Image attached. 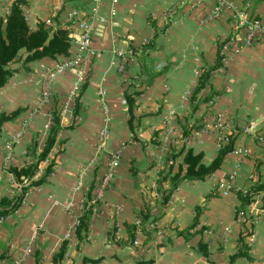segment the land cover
Listing matches in <instances>:
<instances>
[{
	"label": "crops",
	"instance_id": "obj_1",
	"mask_svg": "<svg viewBox=\"0 0 264 264\" xmlns=\"http://www.w3.org/2000/svg\"><path fill=\"white\" fill-rule=\"evenodd\" d=\"M13 1L0 0V19ZM20 7L32 29L37 21L67 27L70 52L89 29L97 55L82 66L80 87L73 70L53 74L65 57L57 56L34 61L28 73L17 72L0 88V111L20 109L0 133V197L18 187L7 167L32 161L26 146L35 141L34 154L42 151L53 112L60 125L32 178L40 179L52 165L46 182L30 187L19 208L0 219V264H264L262 192L245 207L252 224L243 239L247 257H232L245 228L235 219L236 191H247L257 177L264 181V42L223 48L239 14L264 25V0H227L220 8L216 0H23ZM148 42L150 48L143 49ZM220 43L225 60L195 93L202 70L217 63ZM151 74L135 96L131 132L124 90L139 87L140 78ZM217 116L237 130L233 149L204 180L183 179L175 187L163 182L168 199L161 204L156 180L172 149L184 145L201 152L205 164L217 155ZM105 124L109 137L97 154V133ZM6 141H12L11 158L4 165ZM115 150L117 164L102 184L105 156ZM173 160L175 172L183 153ZM89 189L94 206L87 237L76 248L65 234L75 226ZM145 202L156 214L147 227L152 238L135 217ZM65 241L62 259L54 262ZM200 241L206 254L198 249Z\"/></svg>",
	"mask_w": 264,
	"mask_h": 264
},
{
	"label": "trees",
	"instance_id": "obj_2",
	"mask_svg": "<svg viewBox=\"0 0 264 264\" xmlns=\"http://www.w3.org/2000/svg\"><path fill=\"white\" fill-rule=\"evenodd\" d=\"M23 0H14L9 8V12L6 14L5 19H0V88L5 85L7 81L14 74L19 71L28 73L30 71L29 65L34 61L42 58H55L57 56H67L70 53L71 43L69 38V29L65 26H56L54 28H48L44 22L37 21L35 28H30L21 10V3ZM152 43V42H151ZM151 43L143 45V49H148ZM222 43L218 46V59L214 67H208L202 70L201 77L199 79L198 86L195 89L198 91L206 82L209 75L212 74L219 66H221V55L219 49ZM133 52L134 49L132 50ZM143 72V66L137 73L140 76ZM154 76L151 74L146 80L140 78V85L137 87L134 84H129L124 90V98L127 104V113L129 115L128 128L131 132H134V108H135V96L141 93L140 86L142 83L147 84L149 80ZM20 113V109L14 110L10 113L0 111V133L4 122L15 118ZM60 128L58 117L56 113L52 114V124L49 128L48 136L42 151L38 154H34L35 141L26 146L27 156H32V161L26 166L9 165L7 171L13 176L15 182L18 184L17 188H13L11 193L0 197V219H4L7 216L15 212L26 193V191L33 186H38L46 182L47 175L51 172L52 165H49L44 175L37 180H33V176L38 169L39 163L47 156L49 151L54 145L55 136L57 130ZM187 130L183 132V138L187 137ZM236 128L226 134V141L219 147L217 155L209 163L202 162V153H194L192 149H185L184 145L179 149H172L167 156V162L173 160L176 156L183 153V162L172 172V165H168L159 172V178L156 180L157 191L160 194L161 204H165L168 199V193L162 189V183L166 180L169 181L171 187H175L181 180H204L206 177L215 173L224 156L233 149V142L236 136ZM136 171H133V175ZM254 179L251 181L249 189L245 192L236 191V197L239 201V206L235 210V219L241 220L245 225L244 230L241 232L239 240V250L232 255V257L245 256L247 257V247L243 242L244 237L252 233V224L249 222L250 216L246 214L245 207L253 200L254 195L264 191V181ZM26 182H23V180ZM92 189H89L85 194V200L82 205L81 211L76 219L74 226V238L75 247L77 248L87 237V230L92 214L93 203L91 202ZM264 204V196L262 201ZM135 217L139 221V225L147 238H152L151 232L147 230V227L152 224L156 219V214L152 213L150 208L147 207L145 202L144 207L139 208L135 212ZM128 233L130 241L134 237L135 226H128ZM115 228L113 227V231ZM66 242L63 243L59 251L53 257V261L61 260L66 248ZM198 249L201 253H207V245L203 242L198 243ZM83 262L87 260L83 257ZM95 261L93 259H89Z\"/></svg>",
	"mask_w": 264,
	"mask_h": 264
},
{
	"label": "built area",
	"instance_id": "obj_3",
	"mask_svg": "<svg viewBox=\"0 0 264 264\" xmlns=\"http://www.w3.org/2000/svg\"><path fill=\"white\" fill-rule=\"evenodd\" d=\"M217 8L222 7L227 4V0H216ZM50 21H46L45 25H49ZM232 38L228 41H225L223 48L226 49L233 42L235 44H240L242 46L250 45L255 41L264 42V25L257 19L251 18L249 20L244 19L241 14L238 15L237 20L235 21V27L232 32ZM97 55L95 49L91 46V35L89 29L81 35L79 40H76V49L73 52H70L68 56L63 57V59L58 60L54 64L53 74L61 73L63 71L73 70L77 83L80 87L81 82L83 81V69L82 66L87 62V60L94 58ZM222 61L225 58L221 59ZM125 61L124 56L121 57V62L119 65H122ZM78 88V87H77ZM79 89V88H78ZM48 95V89L44 90L41 95V101L45 100ZM25 127L27 125H24ZM214 131L216 133V143L220 147L226 141V134H228L232 129H228V126L225 125V122L220 116H217L214 122ZM109 137V127L103 125L97 133V154L103 149L107 139ZM11 144L12 141H6L1 147L3 149V164L7 165L10 162L11 158ZM119 158V152L117 150L108 152L105 156V163L107 167V172L102 179V184H106L112 177V172L117 164ZM94 161V160H93ZM168 165H172L174 160H169ZM225 193V190L223 191ZM264 193V191L262 192ZM264 195V194H263ZM65 239L74 238V227L69 228L65 234ZM30 252V247L26 246L24 253L27 254Z\"/></svg>",
	"mask_w": 264,
	"mask_h": 264
}]
</instances>
